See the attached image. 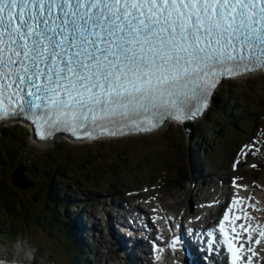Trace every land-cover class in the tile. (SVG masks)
<instances>
[{
    "label": "snow or ice",
    "instance_id": "obj_1",
    "mask_svg": "<svg viewBox=\"0 0 264 264\" xmlns=\"http://www.w3.org/2000/svg\"><path fill=\"white\" fill-rule=\"evenodd\" d=\"M255 71L264 0H0V122L30 120L41 139L195 118L224 78ZM241 219L225 208L218 222L230 264Z\"/></svg>",
    "mask_w": 264,
    "mask_h": 264
},
{
    "label": "rangeland",
    "instance_id": "obj_2",
    "mask_svg": "<svg viewBox=\"0 0 264 264\" xmlns=\"http://www.w3.org/2000/svg\"><path fill=\"white\" fill-rule=\"evenodd\" d=\"M227 90H231L227 103L231 106L237 100L238 107L242 106L247 111L239 112L233 116L237 120L238 127L246 128L247 136L237 139V144L232 146L229 157L225 156L224 147L228 148L233 143L234 136L236 138L240 136L239 132H230L224 138V147L222 144H213L214 150H212L213 147L210 146L212 149H207L204 159L202 152L199 154L197 147L191 145V148H188L193 139L202 132V129L209 131V126L218 127L210 122L211 113L209 111L204 115L207 119L206 122L201 119L190 123V131L183 126L172 124L149 136L82 145H71L65 141L37 144L26 128L3 129L0 133V140L3 139V135H13L15 139L21 141L20 143L26 151L18 159L21 162L20 167L23 169L22 176L35 184L39 181L44 183L45 168L50 169L46 178H51L53 182L60 185L61 192L58 199L63 205L67 204L68 206L54 208L43 204L34 186L25 190L14 187L10 182V175L13 172V167L19 166L15 164L11 168L16 160L12 154L13 159L9 165H2V169H0V179L5 186L13 188L11 189L18 197L19 204L25 212L23 215L21 214L22 216L15 215L14 219L17 225L13 227L12 232L15 236L0 237V248L12 251L17 245H20L23 250L34 257L33 260L37 264H66L68 243L65 231L60 224L55 222H52L53 225L50 228L45 224L49 223V214H52L60 222H67L70 218L80 216L88 230L95 215L104 218L107 213L111 214L110 198L113 194H117L115 199L120 196L123 199L128 190L141 189L142 191L147 184L163 183L165 185L162 188V196L164 202L172 210H178L176 207L178 204L186 205L193 199L201 198L196 190L197 186L202 185L205 181L206 184L212 181L219 185V181L225 179L224 186L227 187L230 177H232L230 180L239 179L242 181L243 184L239 189L244 190L245 193L260 194L263 197L264 187L262 189L261 185L264 186V167L249 170L239 165L237 172L233 174L230 171V162L233 159V152L239 144L248 140L247 137L253 130L251 120L260 112L259 104L264 105V74H254L224 82L215 96L222 99ZM214 113L223 124L226 123L225 118L231 114L229 109H224L222 112L214 110ZM262 115L258 124L264 128V114ZM211 137L201 134L200 140L197 139L196 142L202 146L203 140L211 141ZM179 149L184 151L183 156H180ZM198 154L200 159H203L202 164H200ZM43 157H47L49 166L44 167ZM259 161L262 163L264 159H259ZM191 163L198 170V177L196 176L195 179L197 182L195 183V180L189 177L183 186L171 185L172 176L178 177L183 171L190 172L192 170H190ZM51 166H58V170L54 171ZM33 170L34 173H32ZM51 173H54L53 177H51ZM211 191V188L207 190L208 196L211 195ZM104 201L109 207L103 205ZM3 232L5 230L1 227L0 233L4 235ZM83 236L91 253L88 255V259L93 264H123V258L126 255L113 249L118 256L116 258L108 250L103 233L98 238L92 232L86 231ZM37 250L41 255L37 254Z\"/></svg>",
    "mask_w": 264,
    "mask_h": 264
},
{
    "label": "trees",
    "instance_id": "obj_3",
    "mask_svg": "<svg viewBox=\"0 0 264 264\" xmlns=\"http://www.w3.org/2000/svg\"><path fill=\"white\" fill-rule=\"evenodd\" d=\"M230 91L231 90H227V93L224 94V97L222 99L214 95L213 104L208 110L209 113H211V115L209 116L210 122L215 124L218 127L215 128L214 125H212L211 127L209 126V129H210L209 131L202 129V132L199 135H197L193 139L192 143L188 146V148H191V145L197 147V149H199V154L202 152L203 159L207 155V149L208 148L212 149L211 147H213V144H218V145L222 144V146L224 147L225 145L224 138L227 135H229L230 132L232 131L239 132L240 136L237 138L234 136L233 143L229 145L228 148L224 147V152H225L226 157L230 156L231 151H232V146L237 144L236 142L237 139L238 138L241 139L242 137L247 136L246 128L238 127L237 120L234 119L233 117L234 114H237L239 112H247V111L242 106L238 107L239 103L237 100L231 106L227 103V99H228V95L230 94ZM258 108L260 110L259 114H257V116H255L251 120V125L253 126V130H251L250 135H252L256 127L259 126L258 122L260 121V118L263 117L262 114H264V112L261 111V110L264 111V105L259 104ZM224 109H229L231 113L227 116L228 118H225V122H226L225 124H223L222 121H219V119H217L216 114L214 113V110H218L222 112V110ZM202 120L206 122L207 121L206 116H203ZM201 134H205L207 137L212 136L211 141H209L208 139L203 140L202 142L203 147L198 145V143L196 142L197 139L200 140ZM249 136L247 137V139L249 138ZM20 142L21 141L19 139H15L13 135H9V136L3 135V139L0 140V169H2L1 168L2 165H6V166L9 165V162H11V160L13 159V157H11L12 154L14 155V158H16V160L15 162H13L14 164L11 165L10 163L11 168L15 164H18L17 166H20L21 162L18 159L23 153H26V151H24L25 149L23 148L22 143ZM179 150H180L179 151L180 156H183L184 151L182 149H179ZM212 150H214V147ZM199 154H198V157H199ZM47 157L42 158V160H45V162L43 163L44 167L49 166L47 162ZM84 159L87 160V158H84ZM198 159L200 161V164H202L203 159L201 160L200 157ZM51 167L52 169H54V171L58 170V166H51ZM15 168L16 167H13L12 171ZM45 172H46V175H48L50 172V169L45 168ZM32 173H34V170L32 171ZM46 175H45L44 183L39 181L38 183L35 184V182L28 179L29 184L32 186V187L30 186L29 188H33L34 186V189L38 191V197L39 198L41 197L43 204L54 207V208H58L60 206L67 207L68 206L67 204L63 205L58 199L60 197L59 194L61 192L60 185L53 182L51 178L50 179L46 178ZM50 175L51 177H53L54 173H51ZM193 176H194L193 172L183 171L182 174L179 175L178 177L172 176L170 182H171V185L183 186L187 178L189 177L192 178ZM11 188L12 187L5 186L2 179H0V229L2 227V229L5 230V232H3L4 235L0 233V237L15 236V234L12 233L13 227L17 225L14 219L15 215H21V214L23 215L25 212L24 209L21 208L19 204V199L12 190L13 188L12 189ZM49 215H50L48 216L50 218L49 223H45V224L50 228L51 225H53L52 222H55L58 225L60 224L63 227V230L65 231V235H66L67 243H68V246L66 247V254L68 255L67 256L68 259L65 263L66 264H93L88 259L89 257L88 255L91 254L90 249L88 248V246H85L83 244L84 240L81 237V234L83 232L77 231L74 228L72 220H68L67 222H60V221H57L52 214H49ZM37 222L39 223V220H37ZM18 234H21V233H18ZM37 254L41 255L39 250H37Z\"/></svg>",
    "mask_w": 264,
    "mask_h": 264
},
{
    "label": "bare ground",
    "instance_id": "obj_4",
    "mask_svg": "<svg viewBox=\"0 0 264 264\" xmlns=\"http://www.w3.org/2000/svg\"><path fill=\"white\" fill-rule=\"evenodd\" d=\"M12 127V128H15V127H19L20 125L18 124V123H9V124H6V125H4V126H2V127H0V133L2 132V130L4 129V128H6V127ZM31 137H32V139L34 140L35 138L31 135ZM35 143H37V144H42V143H38V142H36L35 141ZM46 143H53V142H46ZM73 144L74 145H82L83 144V142H73ZM84 144H87V143H84ZM195 166V165H194ZM191 169H194L195 170V173L198 175V170H197V168L195 167H193V165H192V163H191V168H190V170ZM198 177V176H197ZM202 177V176H201ZM240 182H242V181H240ZM206 184V183H205ZM241 184H243V183H241ZM200 191V190H199ZM263 195H264V193H263ZM246 197H248L247 195H246ZM108 198V197H107ZM103 199V198H102ZM101 199V200H102ZM122 199V198H121ZM122 208H118V207H116L117 208V210H110V211H116V212H118V211H120V210H124L123 208H124V204L126 203V198H123L122 199ZM81 204V203H80ZM99 204V203H98ZM105 207H109V205L107 204V202H105L104 201V204H103ZM102 206V205H101ZM233 206H235V209L236 210H239L240 209V206L238 205V204H233ZM103 207V206H102ZM108 210V209H107ZM102 211H104V208H102ZM103 215V214H102ZM262 215H264V208H263V212H262V209H260V211H259V213L258 212H255V211H251L250 209H249V211H247V214H246V216H245V220H244V222H245V224L246 225H252V227L254 228V229H256V231H257V233H259V234H255V237H254V239H256L257 238V236L259 235V236H261L262 238H263V241L262 240H259V243H260V246H258L257 245V247L261 250V251H264V235H261V233H264V230L256 223V221H255V216H258V217H260L261 218V216ZM109 213H107V216L106 217H100L99 218V223H98V225H97V227L100 229V230H102V232L104 231V229H106V227H107V225H106V223H107V219H109ZM71 219V218H70ZM262 220L264 221V219L262 218ZM77 223H79V221H76ZM91 222V221H90ZM75 228V227H74ZM88 232L89 233H91V231H90V228L88 227ZM101 232V233H102ZM83 238V240L85 241V238L84 237H82ZM106 240V239H105ZM86 242V241H85ZM105 243H106V245H107V248H108V250L112 253V254H114L115 255V257L116 258H118V256L114 253V251H113V249H112V244L110 243V242H108L107 240L105 241ZM122 245H123V243H122ZM23 247H24V244H23ZM106 247V246H105ZM117 252H121L122 253V250H119V249H117ZM13 258H16V259H19L20 261H23V262H25V263H28V264H37L34 260H33V256L30 254V253H28L26 250H23V248H22V246H20V245H17L12 251H7V250H3V249H1L0 248V259H8V260H11V259H13ZM33 260V261H32ZM122 260V259H121ZM261 262H263L264 263V252L262 253V257H261V259L259 260H257V263L258 264H262ZM256 263V264H257Z\"/></svg>",
    "mask_w": 264,
    "mask_h": 264
},
{
    "label": "water",
    "instance_id": "obj_5",
    "mask_svg": "<svg viewBox=\"0 0 264 264\" xmlns=\"http://www.w3.org/2000/svg\"><path fill=\"white\" fill-rule=\"evenodd\" d=\"M185 128L190 131V129H191L190 124L186 125ZM22 173H23V169L20 166L17 167L16 169H14L10 175V182L14 187H16L20 190H25L28 187H30L31 185L29 184L27 179L22 176ZM0 261H5V262H7V264H16L15 263L16 261L13 262V260H8V259H2Z\"/></svg>",
    "mask_w": 264,
    "mask_h": 264
}]
</instances>
